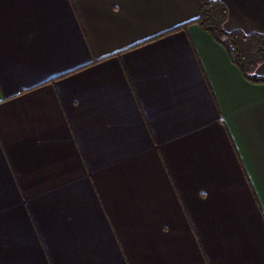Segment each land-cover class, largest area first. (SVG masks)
Instances as JSON below:
<instances>
[{
  "label": "crops",
  "instance_id": "1",
  "mask_svg": "<svg viewBox=\"0 0 264 264\" xmlns=\"http://www.w3.org/2000/svg\"><path fill=\"white\" fill-rule=\"evenodd\" d=\"M199 8L0 0V264H264V84Z\"/></svg>",
  "mask_w": 264,
  "mask_h": 264
},
{
  "label": "trees",
  "instance_id": "2",
  "mask_svg": "<svg viewBox=\"0 0 264 264\" xmlns=\"http://www.w3.org/2000/svg\"><path fill=\"white\" fill-rule=\"evenodd\" d=\"M199 1L198 16L194 20L182 24L175 29L184 28L189 23L198 25L217 44L224 48L230 61L239 69L247 81L264 84V76H260L255 72L258 65L264 61V33H246L241 29L227 31L223 27L228 17L226 5L220 0ZM164 34L166 33L159 34L156 37Z\"/></svg>",
  "mask_w": 264,
  "mask_h": 264
}]
</instances>
